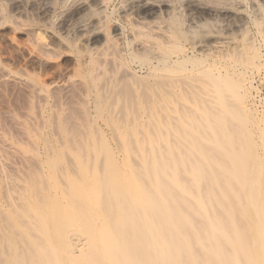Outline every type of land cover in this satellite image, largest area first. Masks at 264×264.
I'll use <instances>...</instances> for the list:
<instances>
[{
  "label": "bare ground",
  "instance_id": "1",
  "mask_svg": "<svg viewBox=\"0 0 264 264\" xmlns=\"http://www.w3.org/2000/svg\"><path fill=\"white\" fill-rule=\"evenodd\" d=\"M63 1L0 0V25L46 51L18 14ZM115 1L59 27L88 45L77 112L31 84L24 138L0 127V264H264V0H188L183 33L167 0H123L111 35Z\"/></svg>",
  "mask_w": 264,
  "mask_h": 264
},
{
  "label": "rangeland",
  "instance_id": "2",
  "mask_svg": "<svg viewBox=\"0 0 264 264\" xmlns=\"http://www.w3.org/2000/svg\"><path fill=\"white\" fill-rule=\"evenodd\" d=\"M67 1H63L61 6L58 7V11L55 12H58L57 14H51L53 18L50 16V14L44 15L33 9L29 10V12L27 13H22L21 15L18 14L20 23L29 24V27L33 29L31 33H36L40 36V40L42 39L41 42L47 46L46 51H34L31 46L33 42L32 35L27 31L21 29L20 25L19 28L16 27V24L10 22L2 23L0 25L1 68L3 70H5L6 68L8 71H12L13 73L15 72L17 74L22 73L23 75H25L23 76L25 80L28 79L27 81H21L19 79L14 80L6 76L4 77L5 79L3 78V80H0V127L6 133L11 132L13 136L18 137L19 139H23L25 136L21 134H24L23 121L28 117V110H32L31 107L33 106V111L39 113L37 106L42 103L41 99L31 92V84L34 85L38 83H52V87H48V93L51 95L53 101H55L58 106H65L64 108L70 109V107H72L73 111L75 109L76 112V109H78V104L76 103L80 101L78 98H81L80 94L86 91V87H81L80 85L67 82L69 78L73 76L76 67L80 64L79 59L83 58V53H85L88 48V45H86L85 41L75 38L78 36V34L74 33V35H77L74 37L73 32H65L66 30H61L63 32L60 31L59 27L62 25V20L67 16L68 13H70V11L73 10L71 9V7H74L73 3L78 2L79 0ZM116 1L118 3H116ZM116 1V9H114L115 11L112 14L113 23H111L110 27L116 26L115 22L117 25H119L124 21L121 10L123 5H128L129 2L123 0ZM187 1L188 0H167L168 4L171 5L165 7L164 11H161V13L159 14V16L163 20L166 19L169 21L168 22L165 20L166 23H169H167L169 26L175 22L173 25L177 24L175 25V28H177V30L179 29V27L182 28L178 30L182 33L186 32V29L190 27V18L195 15L193 10L191 12V9H189ZM70 2H72V4ZM202 2H207L206 4L213 8L221 7L226 3H229L230 5L231 3H233L232 1L228 2L227 0H202ZM119 12L121 15L119 14ZM188 13L190 14V16ZM116 15H118V17ZM209 20H207L206 22L205 20H202L204 23L197 27V30H199L200 32H205V30L211 28L213 25V27L215 28V26L217 25V20ZM111 28L108 29V32L111 35H114L116 31H114V27L112 29ZM57 30L58 32H61L62 35L64 34V38L59 39L58 34H56ZM66 33L68 35H66ZM73 38L77 40H74ZM63 40L65 41V43ZM121 40L123 39H120V41ZM70 43L72 46H70ZM76 58L78 61L76 60ZM55 81L61 84L53 86V82ZM62 83L65 84L63 85ZM30 103H33L31 107Z\"/></svg>",
  "mask_w": 264,
  "mask_h": 264
}]
</instances>
